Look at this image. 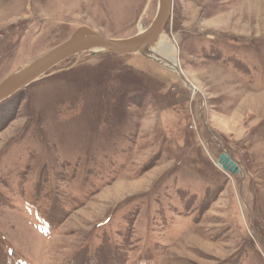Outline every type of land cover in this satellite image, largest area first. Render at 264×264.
<instances>
[{"label": "rangeland", "instance_id": "1", "mask_svg": "<svg viewBox=\"0 0 264 264\" xmlns=\"http://www.w3.org/2000/svg\"><path fill=\"white\" fill-rule=\"evenodd\" d=\"M156 10L0 0V81L79 26L126 38ZM162 42L186 84L85 52L0 103V264H264V0H172Z\"/></svg>", "mask_w": 264, "mask_h": 264}, {"label": "water", "instance_id": "2", "mask_svg": "<svg viewBox=\"0 0 264 264\" xmlns=\"http://www.w3.org/2000/svg\"><path fill=\"white\" fill-rule=\"evenodd\" d=\"M171 10L172 0H157V10L151 23L138 33L126 38H108L92 28L79 26L65 41L2 79L0 81V103L38 80L62 61L85 52L91 54L104 52L115 54L142 53L174 69L186 84L185 77L179 68L167 60H160L158 53L154 50L171 17ZM218 164L232 174L242 172L235 159L223 148H221V153L218 157ZM246 207L248 208L247 205Z\"/></svg>", "mask_w": 264, "mask_h": 264}, {"label": "bare ground", "instance_id": "3", "mask_svg": "<svg viewBox=\"0 0 264 264\" xmlns=\"http://www.w3.org/2000/svg\"><path fill=\"white\" fill-rule=\"evenodd\" d=\"M172 51H173V45H172V43H169V42H167V43L162 42L159 45V49L156 50V52L159 55L160 60H167V61L171 62L172 64H174Z\"/></svg>", "mask_w": 264, "mask_h": 264}, {"label": "trees", "instance_id": "4", "mask_svg": "<svg viewBox=\"0 0 264 264\" xmlns=\"http://www.w3.org/2000/svg\"><path fill=\"white\" fill-rule=\"evenodd\" d=\"M25 89V88H24ZM23 90V89H22ZM21 91V90H20Z\"/></svg>", "mask_w": 264, "mask_h": 264}]
</instances>
